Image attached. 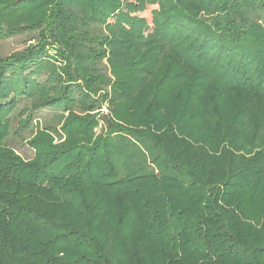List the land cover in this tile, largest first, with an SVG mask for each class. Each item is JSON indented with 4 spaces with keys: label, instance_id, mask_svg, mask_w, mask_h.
<instances>
[{
    "label": "trees",
    "instance_id": "16d2710c",
    "mask_svg": "<svg viewBox=\"0 0 264 264\" xmlns=\"http://www.w3.org/2000/svg\"><path fill=\"white\" fill-rule=\"evenodd\" d=\"M24 34L0 53V264H264V0H0ZM18 97L61 111L28 159Z\"/></svg>",
    "mask_w": 264,
    "mask_h": 264
},
{
    "label": "rangeland",
    "instance_id": "374dc122",
    "mask_svg": "<svg viewBox=\"0 0 264 264\" xmlns=\"http://www.w3.org/2000/svg\"><path fill=\"white\" fill-rule=\"evenodd\" d=\"M156 7L157 5L148 6L144 11H140L138 14L142 16L147 23L151 24V11ZM34 41L35 38H33L32 34L9 37L0 36V53L3 55H9L12 52L23 50L30 43H34ZM49 53L54 56L56 51L50 50ZM37 78L39 81H44L46 79V75H40ZM31 108L32 103L22 97H18L17 106L10 115V118L12 119L10 128L12 137L9 140V144L11 147L15 148L17 152L25 159L31 158L34 155V150L29 147L27 141L36 134L38 129L50 127V130L55 134H57V131H59V126L56 127V125L59 123L58 114L61 113L60 110L56 108L42 107L41 109L32 111ZM108 111V104L104 102L101 107L96 108L90 113L96 115L100 120L104 117V114L108 113ZM30 114L32 119L30 120L29 124L25 126L28 119L27 117ZM65 115L67 116L68 113ZM102 124L103 121L101 120L100 126L96 128L95 131L100 133Z\"/></svg>",
    "mask_w": 264,
    "mask_h": 264
}]
</instances>
